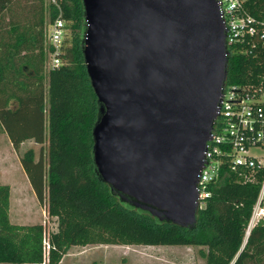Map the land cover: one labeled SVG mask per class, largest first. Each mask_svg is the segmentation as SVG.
Returning a JSON list of instances; mask_svg holds the SVG:
<instances>
[{"label":"trees","instance_id":"trees-1","mask_svg":"<svg viewBox=\"0 0 264 264\" xmlns=\"http://www.w3.org/2000/svg\"><path fill=\"white\" fill-rule=\"evenodd\" d=\"M61 7L67 22L61 64L50 68L44 23L53 18L51 8L43 0H0V129L13 149L24 140L45 144L36 159L31 149L18 159L35 199L55 218L45 250L40 223L9 221V185L0 183V264H58L69 247L88 244L196 246L203 264H264V222L244 238L258 182L222 171L194 225L183 228L121 202L98 179L91 157L98 103L81 55L82 6L62 0ZM247 8L261 18L264 0H249ZM259 73L264 54L228 56L226 83Z\"/></svg>","mask_w":264,"mask_h":264},{"label":"water","instance_id":"water-1","mask_svg":"<svg viewBox=\"0 0 264 264\" xmlns=\"http://www.w3.org/2000/svg\"><path fill=\"white\" fill-rule=\"evenodd\" d=\"M81 55L98 103L91 157L121 202L191 228L226 79L215 0H80Z\"/></svg>","mask_w":264,"mask_h":264},{"label":"built area","instance_id":"built-area-1","mask_svg":"<svg viewBox=\"0 0 264 264\" xmlns=\"http://www.w3.org/2000/svg\"><path fill=\"white\" fill-rule=\"evenodd\" d=\"M53 18L46 25L48 67L61 64V45L66 32L62 0H43ZM224 25L226 57L256 50L264 54V13L261 18L248 12L249 0H215ZM222 171L240 182H258L244 238L251 228L264 222V73L241 83L224 82L217 114L205 143L203 164L197 175V209L210 194ZM46 244V243H45ZM47 248V245H46Z\"/></svg>","mask_w":264,"mask_h":264},{"label":"rangeland","instance_id":"rangeland-1","mask_svg":"<svg viewBox=\"0 0 264 264\" xmlns=\"http://www.w3.org/2000/svg\"><path fill=\"white\" fill-rule=\"evenodd\" d=\"M46 23L45 19V35ZM45 66L48 67V62ZM44 147L45 144L24 140L17 149H13L0 129V183L9 185V221L16 224L40 223L44 228L46 250V236L55 229V218L47 215L45 203H38L35 199L18 159L26 149H31L36 159L39 150L44 152ZM74 252L81 254L75 258L77 264H118L122 261L129 264H203L196 246L88 244L71 246L67 254ZM69 259L73 258L66 257L65 261ZM245 264L259 263L247 260Z\"/></svg>","mask_w":264,"mask_h":264},{"label":"crops","instance_id":"crops-1","mask_svg":"<svg viewBox=\"0 0 264 264\" xmlns=\"http://www.w3.org/2000/svg\"><path fill=\"white\" fill-rule=\"evenodd\" d=\"M67 252H68V249L61 256L60 261L58 262V264H62V263H64V264H77L78 261L75 258H77L78 256L80 257V255H81L80 252H74L73 254L72 253L67 254ZM66 257L73 258V259H69V260L65 261Z\"/></svg>","mask_w":264,"mask_h":264}]
</instances>
